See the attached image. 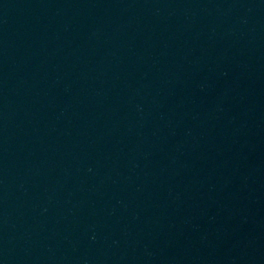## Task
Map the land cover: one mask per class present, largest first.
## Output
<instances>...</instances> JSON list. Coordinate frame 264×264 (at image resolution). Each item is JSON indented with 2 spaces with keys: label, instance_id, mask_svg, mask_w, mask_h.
I'll return each instance as SVG.
<instances>
[{
  "label": "water",
  "instance_id": "obj_1",
  "mask_svg": "<svg viewBox=\"0 0 264 264\" xmlns=\"http://www.w3.org/2000/svg\"><path fill=\"white\" fill-rule=\"evenodd\" d=\"M0 264H264V0H0Z\"/></svg>",
  "mask_w": 264,
  "mask_h": 264
}]
</instances>
